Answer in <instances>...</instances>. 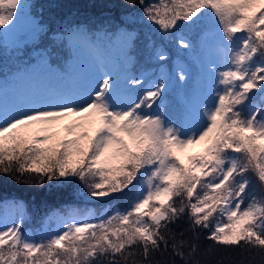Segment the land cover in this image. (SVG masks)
Instances as JSON below:
<instances>
[{
  "label": "snow or ice",
  "instance_id": "1",
  "mask_svg": "<svg viewBox=\"0 0 264 264\" xmlns=\"http://www.w3.org/2000/svg\"><path fill=\"white\" fill-rule=\"evenodd\" d=\"M125 2L139 5L133 22H147L185 55L199 47L206 87L169 119L163 44L148 38L160 68L151 79L109 60L107 36L79 32L93 73L70 89L0 105V183L79 181L89 196L123 198L125 206L99 216L55 213V230L33 234L14 203L18 219L0 222V264H201L196 241L205 230L213 246L264 254V0ZM20 7L0 0V26L18 20ZM116 39L130 48L134 36ZM176 79L187 80L182 65ZM181 221L190 237L177 231ZM169 254L171 261L159 259Z\"/></svg>",
  "mask_w": 264,
  "mask_h": 264
},
{
  "label": "trees",
  "instance_id": "2",
  "mask_svg": "<svg viewBox=\"0 0 264 264\" xmlns=\"http://www.w3.org/2000/svg\"><path fill=\"white\" fill-rule=\"evenodd\" d=\"M27 12L36 18L41 26L38 35L30 43L22 47L9 46L3 43L2 29H0V79L6 73H11L17 68L31 64L40 56L47 57L48 65L57 66L58 60L63 56V39L68 33L79 30L88 35L112 37L121 31L133 34L131 47L119 58L117 66L135 74L148 73L154 76L159 63L151 59V50L146 47L151 36L157 44H163L168 50L170 59L165 64L170 69L169 89L165 94V115L169 119H177L183 108L177 97L178 83L176 69L179 62L187 65L189 80L184 92L192 95L194 85L198 84L201 77L195 65L184 54V50L178 49L175 44L163 41L153 26L142 20H135L139 16V5L131 8L125 0H25ZM131 57V61L128 58ZM259 193V188L255 189ZM19 202L23 206L24 220L22 229L33 234L55 230L59 220L55 213L62 215L69 210L77 209L83 215L89 211L96 216L110 213L113 207L123 208L126 201L121 199L102 198L97 199L88 195L87 189L79 181L70 184H53L33 186L25 183L7 181L0 183V210L6 201ZM50 217H52L50 219ZM189 225L181 221L177 231H185ZM207 231L199 233L196 241L199 245V253L196 259L201 264H264V254L258 249L252 252H242L236 248L213 246V242L207 238ZM159 259L171 261L169 254ZM176 264H180L176 258Z\"/></svg>",
  "mask_w": 264,
  "mask_h": 264
},
{
  "label": "rangeland",
  "instance_id": "3",
  "mask_svg": "<svg viewBox=\"0 0 264 264\" xmlns=\"http://www.w3.org/2000/svg\"><path fill=\"white\" fill-rule=\"evenodd\" d=\"M20 5L21 7L19 9V19L17 20L14 18L12 24L5 25L3 29L5 30L8 42L13 43V46L18 45L19 47H22L24 44L33 41V39L41 30V26L36 18L28 14L27 2L25 0H20ZM13 25H15V28H13ZM79 32L81 31L75 30L68 37V41L73 44V47L79 48L77 58L73 62V66L75 68L73 75L68 79H65L66 82H64L62 78H60V74L58 73L57 69H55L53 66L50 67L47 62V57L43 55L42 57H39L34 64L27 65V73H16V76L18 77L17 82L22 94L29 92L47 94L53 91L70 89L77 81L95 71L96 66L93 61V53L90 51L87 42L78 38ZM115 42V47L112 46L113 48H106L107 51L105 55L109 60L116 64L117 58L125 53V50H127L128 48H125L123 44L118 40H116ZM208 42L209 45H211V37L208 38ZM199 62L202 67L203 64L206 63V57L203 54L199 58ZM181 65L184 67L188 79L190 76L188 70L189 67H187V65L185 64L179 63V66ZM165 71L167 72V74H169V68L167 66H165ZM159 72L160 68L158 71V75ZM188 83V80H186L183 85L179 84L178 90H185ZM205 87L206 80L201 84H197L195 86L191 102L195 101L197 95ZM19 96V94H15L14 91L9 89L4 84V82L0 80V100H2L7 105V107L11 106ZM66 122L67 121H65V123ZM199 150L200 148L190 149L192 153ZM13 204L14 202L10 200L6 201L3 204L2 211H0V222H3L6 219L11 220L14 216H16L18 219L19 210L13 208Z\"/></svg>",
  "mask_w": 264,
  "mask_h": 264
}]
</instances>
